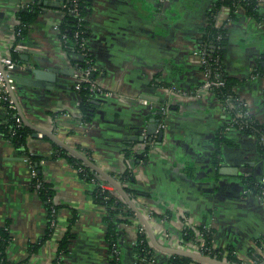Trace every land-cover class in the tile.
I'll use <instances>...</instances> for the list:
<instances>
[{
    "label": "crops",
    "instance_id": "1",
    "mask_svg": "<svg viewBox=\"0 0 264 264\" xmlns=\"http://www.w3.org/2000/svg\"><path fill=\"white\" fill-rule=\"evenodd\" d=\"M31 1L0 0V56L8 54L13 45L15 11ZM43 1L44 9L17 51L14 71L27 75L23 67L31 62L35 68L52 67L62 73L51 90L14 82L25 119L68 145L89 149L103 170L119 173L127 167L123 149L128 145L136 151L144 149L139 137L146 136L151 119H158L154 112L163 108L162 140L156 143L157 132L150 135L147 156L134 167L133 184L143 193L135 203L156 241L197 252L194 242L182 241L181 232L186 226L206 225L214 230V247L233 245L237 256L245 259L249 247H254L264 256V243L254 244L255 238L264 239V199L245 194L241 189L243 176L234 174L245 168L258 172V161H262L259 178L264 179V159L253 136L232 128L225 130L230 141L220 147L215 164L212 138L228 117L211 92L196 91L203 73L194 49L212 0H91L86 20L88 49L97 67L93 79L97 91L92 119L85 124L77 107L79 95L72 88L73 65L54 28L62 11L57 0H52L57 3L53 6ZM259 11L260 20L239 10L236 19L225 24L224 67L239 80L234 88L236 95L264 126V76L252 75L256 59L264 54V0H260ZM228 12V8H222L219 23L226 21ZM160 81L169 86L160 85ZM141 99L148 103L142 104ZM5 119L0 102V124ZM26 147L42 156L54 150L52 143L40 135L29 137ZM43 161L41 175L50 184L52 201L59 208L52 236L40 243L46 228L44 202L30 188L24 155L0 136V227L7 226L10 235L7 262L51 264L57 240L66 231L73 212V238L61 264H107L104 208L92 199L93 184L81 180L64 157ZM138 224L132 219L119 225L120 264H136L133 243ZM151 246L158 259L168 258L169 254Z\"/></svg>",
    "mask_w": 264,
    "mask_h": 264
},
{
    "label": "trees",
    "instance_id": "2",
    "mask_svg": "<svg viewBox=\"0 0 264 264\" xmlns=\"http://www.w3.org/2000/svg\"><path fill=\"white\" fill-rule=\"evenodd\" d=\"M42 1L43 0H32L26 6L15 11L14 15L17 24L13 27L15 32L13 45L25 39L30 25L44 9ZM57 3V7L62 11V17L58 23V39L60 46L75 68L84 69L88 66L92 68L90 78L93 80L97 72V67L95 66L93 55L88 49L90 32L86 20V16L91 9V0H57ZM259 3L260 0H212L209 8L205 11V22L200 29L198 48L207 58L206 64L200 69H207L210 72L211 78L219 77L223 81V85L212 87L210 92L220 103L221 108L228 117V122L216 131L212 138L214 145L212 159L215 164L218 163L220 147L230 141L226 138L225 133L226 127L230 125L244 135L253 136L256 142V149L260 157L264 159V143L262 142V138L264 137V126L250 114H243L247 109L243 100L240 99L234 91L239 80L229 75L224 67L227 29L225 22H218V14L224 7H227L229 10L228 17L230 20L236 19L237 12L239 11L237 10L238 8L243 10L248 17L254 20H260ZM13 45L10 48V55L15 62H18L19 54L13 51ZM252 75L264 76V54L256 59L252 69ZM160 85L169 86L162 81H160ZM77 93L79 95L77 107L80 121L82 123H88L92 119L95 110L94 97L96 91L91 90L88 84L83 83ZM0 102L6 111L5 122L0 124V136L10 140L15 148L31 163L32 168L35 170V176L30 178V188L36 191L46 208L45 234L41 238L40 243L52 236L54 228L51 222L56 220L59 208V206L52 201L53 191L50 184H48L41 175L40 161L47 158L55 159L57 157H64L77 170L78 177L81 180L93 184L91 189L92 199L96 204L104 208L102 221L105 224V241L108 244L107 264H120L119 239L122 232L119 225L122 223L128 224L132 219H136L133 212L113 189L101 187V183L106 184L107 182L101 179L95 171L46 136L41 135L42 138L52 143L54 149L48 156L29 152L26 147V142L27 139L32 136L33 130L23 124V122L20 126H16L14 121V116L17 115L16 109L8 108L6 101L3 99H1ZM239 113H241V116L238 115ZM52 115L54 116L55 114L53 113ZM160 115V112H154L156 118L160 119ZM240 125H242L241 128L239 127ZM141 141L144 142V149L141 152L132 149V145H128L123 149V157L127 162V167L122 172H107L122 186L124 192L134 202L136 201V197L143 194L133 186L135 182L134 167L145 160L148 149L152 143V141H148L147 137ZM75 148L94 161L89 149L81 148L77 145H75ZM242 184L244 190L254 195H260L264 191V183L261 178L258 177L243 176ZM75 219L76 215L72 212L66 231L57 240L56 252L51 264H61L62 256L68 252L69 244L73 238L70 226L74 223ZM139 228H141V230H139ZM196 231H199L201 234L203 246L209 249H201L200 252L203 255L225 260L230 264H245V262H247V264H257L264 260V256L256 252L254 247H249L247 250L245 262L237 256L233 245H227L224 248L214 247L212 244L214 230L206 225L197 227L186 226L181 232L182 241H191L196 245L199 244L196 239ZM9 242L10 235L7 226L0 227V264H11L7 262L5 255L6 247ZM262 243H264V239H254L255 246H260ZM133 251L136 254V264H203L189 257L174 254L169 255L166 260L158 259L144 228L140 224L137 226ZM152 258L155 259L154 262H151Z\"/></svg>",
    "mask_w": 264,
    "mask_h": 264
},
{
    "label": "water",
    "instance_id": "3",
    "mask_svg": "<svg viewBox=\"0 0 264 264\" xmlns=\"http://www.w3.org/2000/svg\"><path fill=\"white\" fill-rule=\"evenodd\" d=\"M44 4L48 5H57L56 1L52 0H46L43 1ZM3 16V12L0 11V17ZM26 58V57H25ZM36 64H32L31 62H27V65L23 67V72H25L27 75H19L17 71H13L14 73L11 74V78L14 80L15 83L19 85H26L30 86L33 89L37 88H46V89H53L56 79L60 76L62 72L59 71L57 68L48 67L46 69L41 68H35ZM8 87H10L8 85ZM15 89H9L10 96L12 98V101L16 107V111L18 113V116L22 120L23 124L30 127L33 130L32 137L36 138L39 134L46 136L53 142H55L57 145H59L61 148L66 150L69 154L75 156L78 158L83 164L91 168L93 171L96 172V174L103 180H105L108 184H110L114 191L117 193V195L127 204V206L130 208V210L133 212L135 218L138 220L140 225L144 228L149 241L152 243L153 247L157 250L169 254V255H182L191 258L192 260L201 262L203 264H230L229 262L225 260H219L214 257H210L207 255H203L197 252H191L188 250L180 249V248H171L167 246H163L159 244L156 241V238L154 236V233L144 216V214L141 212V210L138 208L136 203L130 199V197L124 192L122 186L112 177L110 176L105 170H103L98 164H96L94 161H92L90 158L82 154L80 151H78L75 147L68 145L63 140L59 139L54 133L49 132L47 130L41 129L39 127L34 126L30 122H28L18 104V100L15 95ZM159 119H151V122L147 126L146 130V137L148 141H152V137L150 136L154 132H156L157 123ZM163 136V129L159 130L157 132V142L160 143ZM137 139V138H134ZM145 139L144 136H140L139 140ZM259 169L257 171H253L250 168L241 169L239 171H235L234 174L239 176H253V177H260L263 173V162L258 161ZM219 172H222V170H219ZM264 183V181H263ZM241 189L244 191V186L241 184ZM246 194V193H245ZM251 194V193H249ZM253 195V194H252ZM260 196L264 199V194H260Z\"/></svg>",
    "mask_w": 264,
    "mask_h": 264
},
{
    "label": "built area",
    "instance_id": "4",
    "mask_svg": "<svg viewBox=\"0 0 264 264\" xmlns=\"http://www.w3.org/2000/svg\"><path fill=\"white\" fill-rule=\"evenodd\" d=\"M160 1L162 2V1H166V0H160ZM221 10H220V12H221ZM237 10H240V9L238 8ZM220 12L218 14V17L220 15ZM228 21H231L229 17L226 18L225 24ZM16 24H17V21H16ZM54 28L58 33V24H56ZM12 34H13V36H15L14 29H13ZM22 47H23L22 42H20V43L14 44L12 49H13V51L17 52ZM198 47H199V45L197 44V47L194 49V54H196L198 56L199 65L201 68L202 66H204L206 64L207 58L201 51H199ZM15 68H16V62L12 59L10 52L8 54L0 56V100L1 99L5 100L7 103V107L10 109H16V107L12 101V98L10 96V93H9V89H13V90L15 89L14 80L10 77L12 72L15 70ZM91 71H92V68L90 66H88L84 69L75 68L73 66L72 82H73V89L75 91H78L81 87V84H83V83L88 84V86L90 87L91 90L97 91V87H96L94 81L90 78ZM201 71L203 73V81L201 82L200 86L196 89V91H198V92H203V91L210 92L212 87L223 85V81L219 77L211 78L210 72L207 69H201ZM8 85L10 87H8ZM140 102L144 105H146L148 103L147 100H145V99H141ZM160 114H161V117L157 123L156 132L164 129V127H165V123L163 121V116L165 115V110L163 108H161ZM243 114L249 115L248 110H246ZM238 115L241 116V113H239ZM14 121L16 123V126L21 125L22 120L18 116V113L16 116H14ZM83 124H85V123H83ZM239 127L241 128L242 125H240ZM230 129H232L231 125L226 127V130H230ZM39 135L41 136V134H39ZM144 138H146V136H144ZM262 142L264 143V137L262 138ZM25 161H26L27 167L29 169L30 178H31V177L35 176V170L32 168L31 163L27 160V158H25ZM42 163H44L43 160L40 161V164H42ZM261 180H262V182L264 181V179H261ZM101 187L113 189V187L107 183L106 184L101 183ZM244 193H248V192L246 190H244ZM262 194H264V191L262 192ZM51 225L55 229L56 220L52 221ZM139 230H141V228H139ZM195 234H196V239L199 242V244L196 245L197 253L202 254L200 252L201 249L209 250L207 247L203 246V242H202L203 239L201 237L200 232L196 231ZM261 247L264 248V245H261ZM240 259L243 260V262H245V260H246L245 258H240ZM154 260L155 259L152 258L151 262H154ZM245 264H247V262H245ZM257 264H264V260H262L261 262H259Z\"/></svg>",
    "mask_w": 264,
    "mask_h": 264
}]
</instances>
